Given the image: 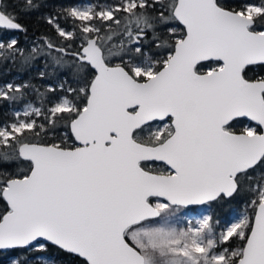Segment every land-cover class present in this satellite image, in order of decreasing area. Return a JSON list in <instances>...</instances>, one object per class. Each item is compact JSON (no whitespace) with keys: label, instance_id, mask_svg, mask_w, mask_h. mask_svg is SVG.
<instances>
[{"label":"snow or ice","instance_id":"1","mask_svg":"<svg viewBox=\"0 0 264 264\" xmlns=\"http://www.w3.org/2000/svg\"><path fill=\"white\" fill-rule=\"evenodd\" d=\"M43 3L0 0V30L26 32L20 16ZM40 19L55 38L0 42V57L60 80L53 98L0 85V101L25 102L0 122V264H264V0H114ZM244 193L224 228L211 215L178 227L182 209Z\"/></svg>","mask_w":264,"mask_h":264},{"label":"trees","instance_id":"2","mask_svg":"<svg viewBox=\"0 0 264 264\" xmlns=\"http://www.w3.org/2000/svg\"><path fill=\"white\" fill-rule=\"evenodd\" d=\"M82 0H44L43 6L30 15H21L19 22L27 28L26 32L16 31V30H0V41L5 42V44L11 39H15L18 44L17 47L28 50L38 44L43 43L44 36H50L55 38L54 31L49 25L44 23L40 17L46 16L49 13H54L60 11L62 8L73 7ZM96 2V0H94ZM107 3H112L114 0H104ZM234 2V0H233ZM253 2H259V0H253ZM59 23L64 27H71V21L65 20L61 15L59 17ZM44 67L42 61H38L32 67H22L17 59L0 57V83H25L30 82L36 87L40 88L43 92L45 88L52 87L57 88L60 80L56 76H46L44 79H40L38 76V71L42 70ZM59 94V89L57 93H48L49 98H53L55 95ZM26 100H31L39 105V98L34 94H28ZM25 102L21 101L18 103H10L5 101H0V122L11 120L14 110L22 106ZM45 107L50 105L45 104ZM249 122H245V125ZM248 199V194H240L232 199H225L220 202H213L209 205V210L211 216L218 223L216 224L217 230L222 229L228 222L231 215L237 211L241 210L246 206L245 201ZM2 207V205H0ZM249 214H251L249 212ZM179 224L178 227L183 226L184 209L178 213ZM61 259L62 264H71V258L63 257L59 253H53Z\"/></svg>","mask_w":264,"mask_h":264},{"label":"rangeland","instance_id":"3","mask_svg":"<svg viewBox=\"0 0 264 264\" xmlns=\"http://www.w3.org/2000/svg\"><path fill=\"white\" fill-rule=\"evenodd\" d=\"M89 4H107V2H105L104 0H96V2L94 0H82L79 3H77L75 5V7H86ZM0 42H3V41H0ZM3 84H6V83H3ZM3 84L0 83V85H3ZM28 101L33 102L31 100H28ZM23 105L20 106L19 108H16L14 111H17V110L23 111ZM245 210H246V206L243 207L241 210L235 211L231 215V217L229 218V220L225 226H227L229 223L234 222L235 220L239 219L244 214ZM208 215H211V213L209 210V205H207V204L206 205H199V206H195V207H189V209H184V218H183V226L182 227H186L188 221H191L192 223L195 224L200 219H202L203 217L208 216Z\"/></svg>","mask_w":264,"mask_h":264},{"label":"water","instance_id":"4","mask_svg":"<svg viewBox=\"0 0 264 264\" xmlns=\"http://www.w3.org/2000/svg\"><path fill=\"white\" fill-rule=\"evenodd\" d=\"M250 123L254 125V122H250ZM195 206H199V205H193V206H189V207H195Z\"/></svg>","mask_w":264,"mask_h":264},{"label":"flooded vegetation","instance_id":"5","mask_svg":"<svg viewBox=\"0 0 264 264\" xmlns=\"http://www.w3.org/2000/svg\"><path fill=\"white\" fill-rule=\"evenodd\" d=\"M250 123V122H249ZM253 125V124H252Z\"/></svg>","mask_w":264,"mask_h":264}]
</instances>
